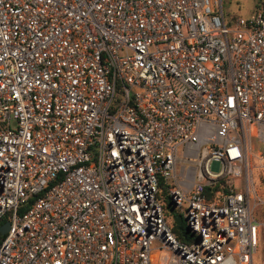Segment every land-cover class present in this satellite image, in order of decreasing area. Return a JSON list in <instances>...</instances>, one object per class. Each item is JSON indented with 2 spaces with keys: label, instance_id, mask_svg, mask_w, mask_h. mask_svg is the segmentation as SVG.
Wrapping results in <instances>:
<instances>
[{
  "label": "built area",
  "instance_id": "2783aa9c",
  "mask_svg": "<svg viewBox=\"0 0 264 264\" xmlns=\"http://www.w3.org/2000/svg\"><path fill=\"white\" fill-rule=\"evenodd\" d=\"M261 1L0 0V264H148L155 240L161 264L264 257Z\"/></svg>",
  "mask_w": 264,
  "mask_h": 264
},
{
  "label": "rangeland",
  "instance_id": "374dc122",
  "mask_svg": "<svg viewBox=\"0 0 264 264\" xmlns=\"http://www.w3.org/2000/svg\"><path fill=\"white\" fill-rule=\"evenodd\" d=\"M255 2L256 0H222L224 16L226 19H228L230 16H246L253 11ZM250 144L251 151L247 156L246 166L249 185L255 196L264 199V158L262 155V148L254 139H251ZM178 151H180V147L178 148ZM178 157H180V152H178ZM196 159L197 157L189 158V162L186 165L193 167L194 161ZM179 165L180 164H177L176 166V173H178L179 171ZM208 167L211 172H217L220 170L221 164L218 160H211ZM234 185L240 186L239 178L234 179ZM261 208L262 207L258 206L256 209H254L253 212L254 216H256V218L258 219H261ZM167 220L168 224L171 226L172 231L176 233L173 230V224L175 223L173 222L171 217L169 216ZM181 224L185 228V222L183 219ZM176 230L180 232L179 229L176 228ZM160 246L161 245L158 241L155 240L152 242L150 246L151 249L149 251L148 264H161L163 258L168 255V251L162 249ZM260 254L254 259L253 264H264V257L262 258Z\"/></svg>",
  "mask_w": 264,
  "mask_h": 264
},
{
  "label": "trees",
  "instance_id": "16d2710c",
  "mask_svg": "<svg viewBox=\"0 0 264 264\" xmlns=\"http://www.w3.org/2000/svg\"><path fill=\"white\" fill-rule=\"evenodd\" d=\"M261 2H262L261 0H256L255 5H254L255 7H254L253 10L259 8V5H260ZM159 186H160V188H161V190H162V194H163V192H164V184H163L162 182H160V183H159ZM163 196H164V197H163V201H164V204H165V206H166V205L168 204V202H169V199L167 198V195H166V194H165V195L163 194ZM5 220H6V218H2V219L0 220V225H1ZM176 228L179 229L180 232L177 231ZM173 230L176 232L175 235H176V237H177L178 239H180V240H185V238H187V237H186V234H187V233H186V227L184 228L182 224H179V225L173 224ZM2 237H3V234H0V240L2 239Z\"/></svg>",
  "mask_w": 264,
  "mask_h": 264
},
{
  "label": "water",
  "instance_id": "95a60500",
  "mask_svg": "<svg viewBox=\"0 0 264 264\" xmlns=\"http://www.w3.org/2000/svg\"><path fill=\"white\" fill-rule=\"evenodd\" d=\"M166 211L170 214L171 216V219L173 220V222L176 224V225H179L181 224L182 222V219L181 217L176 214L174 212V204L172 202L171 199H169V202L168 204L166 205ZM8 224L9 222L8 221H4L1 225H0V234H4L7 229H8ZM186 231H189V228L186 226Z\"/></svg>",
  "mask_w": 264,
  "mask_h": 264
}]
</instances>
